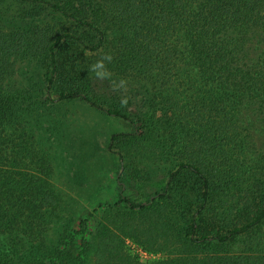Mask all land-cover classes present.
<instances>
[{
	"label": "trees",
	"instance_id": "16d2710c",
	"mask_svg": "<svg viewBox=\"0 0 264 264\" xmlns=\"http://www.w3.org/2000/svg\"><path fill=\"white\" fill-rule=\"evenodd\" d=\"M105 54L102 71L126 79L110 86L112 107L89 70ZM20 61L31 66L26 83ZM74 99L133 125L116 143L155 126L175 168L167 191L137 198L118 151L129 179L119 174L112 206L133 213L114 227L53 214L52 179L24 139L32 111ZM247 114L264 136V0H0V264H89L93 253L95 264H264V145ZM170 188L181 215L153 207ZM126 236L152 248L164 238L168 255L143 262Z\"/></svg>",
	"mask_w": 264,
	"mask_h": 264
},
{
	"label": "rangeland",
	"instance_id": "374dc122",
	"mask_svg": "<svg viewBox=\"0 0 264 264\" xmlns=\"http://www.w3.org/2000/svg\"><path fill=\"white\" fill-rule=\"evenodd\" d=\"M30 67L27 61L19 62L18 80L22 83H26L23 76L29 74ZM45 73L46 69H43L41 75ZM37 79L41 80L40 77ZM117 80L125 82L126 79L121 74L112 73L104 79L96 77V90L102 91L106 96L99 98V102L106 107H112L114 104L109 89L113 81ZM40 85V82L34 80L33 87L37 91H41ZM148 119L153 120L150 116ZM244 119L253 127L257 140L264 145V136L254 122V117L247 114ZM25 125L27 134L24 135V139L33 145L43 159L46 171H42V174L52 179L51 184L56 199L53 214L58 215L59 218L64 216L69 220L72 219L75 227L83 217L87 216L91 219V229L114 227V223L122 221L124 216L133 213L126 207L112 206L119 198L120 173L125 182L129 179L127 173L130 177L136 176L137 192L130 186L127 190L131 193L135 192L137 198L147 199L150 193L158 189L165 190L171 170L175 169L172 168L173 162L165 154L164 140L160 138L155 126H150L142 137L121 135L122 140L116 143L113 141V135L129 133L134 129L133 125L128 120L109 115L81 99L45 103L26 116ZM168 144L170 149H178L177 146L173 147L172 142ZM120 150L126 155L127 173L124 169L120 172L117 154ZM262 150L264 151V146ZM27 159V156L23 158V166ZM179 178L180 182L187 186L186 193L188 197L193 198L196 208V192H194L196 182L190 181L186 173ZM167 190L168 188L165 191ZM175 194L179 195L170 188L168 199L154 205V209H160L163 205L169 211L173 209L175 214L181 215ZM100 203H103L104 207H100ZM59 218L57 222L61 221ZM123 239L126 250L143 262L159 261L168 255L167 250L161 248L163 246L160 244L162 242L165 246L164 238L155 242L157 248H152L151 243L145 245L133 236H126ZM95 261L96 256L93 253L89 264H95Z\"/></svg>",
	"mask_w": 264,
	"mask_h": 264
},
{
	"label": "clouds",
	"instance_id": "9594fccd",
	"mask_svg": "<svg viewBox=\"0 0 264 264\" xmlns=\"http://www.w3.org/2000/svg\"><path fill=\"white\" fill-rule=\"evenodd\" d=\"M113 57L111 54H105L100 60H97L95 63H93L90 66V71L95 73V76L99 79H104L105 77H108L111 75L110 72H108L107 70H103L105 69V62L107 61L108 63H110L112 61ZM124 81H120L119 85H116L115 81H113V86L114 88L116 87H121L123 86ZM123 104L127 103V100H122Z\"/></svg>",
	"mask_w": 264,
	"mask_h": 264
}]
</instances>
